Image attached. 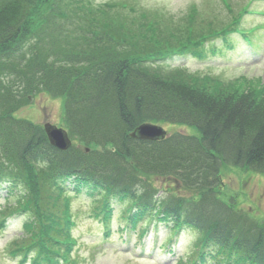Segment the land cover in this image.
<instances>
[{"label": "trees", "instance_id": "obj_1", "mask_svg": "<svg viewBox=\"0 0 264 264\" xmlns=\"http://www.w3.org/2000/svg\"><path fill=\"white\" fill-rule=\"evenodd\" d=\"M37 1L0 0L3 216L31 214L24 224L31 243L19 253L35 249L47 264L68 259L70 196L86 195L106 226L117 199L128 202L133 228L161 221L171 233L194 231L195 250L179 264H264V224L221 199L225 167L264 176V87L231 90L210 77L186 78L182 69L168 73L169 54L144 45L129 27L100 23L101 9L82 0L55 1L33 30ZM45 92L64 98V128L89 152L61 151L43 127L16 117ZM146 123L182 124L199 136L133 138ZM163 182L191 198L165 190L170 199H157Z\"/></svg>", "mask_w": 264, "mask_h": 264}, {"label": "rangeland", "instance_id": "obj_2", "mask_svg": "<svg viewBox=\"0 0 264 264\" xmlns=\"http://www.w3.org/2000/svg\"><path fill=\"white\" fill-rule=\"evenodd\" d=\"M55 1H37L30 21L33 30L42 24L54 8ZM81 5L99 7L100 23L109 21L116 28H120V25L129 27L133 36L144 45L161 49L164 54H176L169 62L171 69L168 73L182 69L181 75L186 78H191L189 74L197 79L210 77L231 90H245L247 86L264 87V0H82ZM235 20L239 21L238 26L245 34H250L247 42L253 41L254 46L247 44L237 33L232 34L230 42L226 44L221 39L212 43L204 41L205 37L224 31ZM185 50L196 52L198 56L193 53L183 56L185 52L177 54ZM198 84H203L202 80ZM32 102L20 109L16 117L41 127L46 123L64 127V98H55L45 92ZM160 126L170 134L183 132L199 136L194 127L168 123H160ZM74 146L89 152L88 148L75 141ZM222 176L221 199L236 204V209L246 211L264 224V176L231 167H225ZM158 184L161 191L158 197L164 198L167 193H172L182 200L191 198L192 194L170 191L171 184ZM165 190L167 193L163 192ZM5 197L6 192L2 189L0 221L4 217ZM93 207L92 199L87 196L75 200L72 207L77 222L74 235L78 244L72 254L76 264H177L180 257L194 251L196 239L192 231L182 237L180 252L175 257L159 248V243L168 234L165 224L142 243L137 236L122 231L128 225L123 219L125 207L115 200L113 208L116 215L110 224L112 236L105 240V227L99 218L93 216ZM56 209L60 211V207ZM49 211L44 213L49 214ZM28 215L16 214L8 219L6 229H0V264H22V256L15 257L13 253L31 243L30 238H24V224L31 218V214ZM126 239L129 242L124 244ZM154 239L156 244H152ZM26 264H30V261Z\"/></svg>", "mask_w": 264, "mask_h": 264}, {"label": "water", "instance_id": "obj_3", "mask_svg": "<svg viewBox=\"0 0 264 264\" xmlns=\"http://www.w3.org/2000/svg\"><path fill=\"white\" fill-rule=\"evenodd\" d=\"M44 129L51 144L57 149L66 151L72 146V141L67 131L49 123L44 126ZM166 136L167 131L163 127L154 124H143L132 133L133 138L145 141L163 140Z\"/></svg>", "mask_w": 264, "mask_h": 264}]
</instances>
